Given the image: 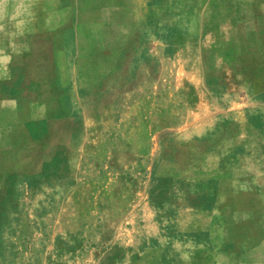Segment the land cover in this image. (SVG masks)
<instances>
[{"label":"rangeland","instance_id":"obj_1","mask_svg":"<svg viewBox=\"0 0 264 264\" xmlns=\"http://www.w3.org/2000/svg\"><path fill=\"white\" fill-rule=\"evenodd\" d=\"M243 11L0 0V264H264Z\"/></svg>","mask_w":264,"mask_h":264},{"label":"crops","instance_id":"obj_2","mask_svg":"<svg viewBox=\"0 0 264 264\" xmlns=\"http://www.w3.org/2000/svg\"><path fill=\"white\" fill-rule=\"evenodd\" d=\"M242 5L245 7V17L243 24L237 26L234 25L236 29L246 28L245 21H253L250 29L239 36V43L242 46H249L254 50V57L257 61L264 62V0H241ZM246 4V5H245ZM246 7L249 9L246 10ZM242 59V58H241ZM255 72L242 71L243 76H253ZM259 75V74H258ZM218 149H211V151H217Z\"/></svg>","mask_w":264,"mask_h":264}]
</instances>
